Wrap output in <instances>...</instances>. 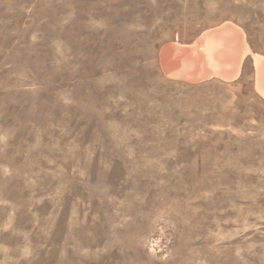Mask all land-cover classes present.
Masks as SVG:
<instances>
[{"label":"rangeland","instance_id":"1","mask_svg":"<svg viewBox=\"0 0 264 264\" xmlns=\"http://www.w3.org/2000/svg\"><path fill=\"white\" fill-rule=\"evenodd\" d=\"M252 53L264 0H0V264H264Z\"/></svg>","mask_w":264,"mask_h":264},{"label":"bare ground","instance_id":"2","mask_svg":"<svg viewBox=\"0 0 264 264\" xmlns=\"http://www.w3.org/2000/svg\"><path fill=\"white\" fill-rule=\"evenodd\" d=\"M226 26V25H225ZM230 28V27H229ZM228 28H224V26L222 27V30H219V31H217V32H212V33H206L205 35H204V38H203V43L205 44V46H207L206 44H208V49H210V50H213V54H215L216 55V57L218 58V59H223V60H225V61H229L230 63H234L235 64V66L233 67V69H231V70H226V69H224L225 71H223V73L222 72H216V75L217 74H221V75H223L224 77H231L232 75V73L233 72H235L236 71V68H237V66L239 67V65L238 64H240V59H242L244 56H245V54H248V53H250V51H249V49H245L246 47H244V39H242L243 37L240 35V34H238V35H235L234 36V46H235V48H236V50L238 51V54H237V56L236 57H232L231 55H229L227 52H226V50L224 49V47L222 46L223 45V43H219V42H217L216 40H218L216 37L217 36H219V34H225L223 37L224 38H227V39H230L231 37H232V35L231 34H234L235 33V29L234 30H227ZM231 29V28H230ZM230 36V37H229ZM217 43H219V44H221V46H222V48H219V45H215V43L216 42ZM232 45V44H231ZM187 46H190V45H187ZM194 46V44L191 46V47H193ZM199 46H201V45H199ZM203 48V47H202ZM248 48V47H247ZM179 49V48H178ZM182 49L183 48H181V50H176L175 51V49H173V47L171 48V46H164L163 48H162V51H161V57H162V61H163V63H164V65H165V72L167 71V73H168V75L169 76H182V77H185L187 80L188 79H190V80H197V79H200L201 78V75L200 76H198V74H201V73H206V69H204L205 67H200L201 65V63H202V66H203V62H199V60H200V58L197 60V63L199 62L200 64V66H198V68H199V70H198V68L196 67L195 68V66H197V64H196V60L195 59H193L192 58V56H191V58L192 59H190V57H189V55H191V52L190 53H185L184 51H182ZM186 49H189V48H186ZM191 49V48H190ZM204 50V49H203ZM205 53V52H204ZM193 55V54H192ZM195 55H199V54H195ZM202 55V54H201ZM206 55V54H205ZM173 56V57H172ZM189 58H188V57ZM198 57V56H197ZM210 57V56H209ZM214 55H213V60H214ZM252 57H253V59H254V61H255V65L257 66V68H258V70H259V72H258V78H259V81H261V80H263V82H264V56L263 55H261V54H258V53H252ZM172 58H175L176 60H173V61H177L176 63L174 62V64H177V68H179V71L182 69V71H184V69H185V73L187 72V73H189V75H186V74H184V75H182V74H178V73H175V72H177V70H173L172 69V71H170V69H171V66H170V61H172V60H170V59H172ZM194 58H196V56H194ZM206 59V58H205ZM210 59V58H209ZM211 59V60H212ZM218 59H215L216 61L218 60ZM210 60V61H211ZM212 60V61H213ZM183 61L185 62V63H183ZM205 61V60H204ZM209 61V60H208ZM209 61V64L212 62H210ZM213 62H215V61H213ZM218 62H221V60L220 61H218ZM206 63H207V66H209L208 65V62L206 61ZM205 64V63H204ZM170 66V69L168 70V67ZM185 66V67H184ZM206 66V65H205ZM206 66V67H207ZM182 67H184V69L182 68ZM217 67V66H216ZM173 68V67H172ZM211 68V67H210ZM164 69V68H163ZM211 69H213V68H211ZM206 70V71H205ZM210 70V69H209ZM218 70V69H217ZM211 71H214V70H210V73L209 72H207V73H209V74H206L205 76L206 77H208L209 75L211 76V75H214L213 73L214 72H211ZM219 71V70H218ZM181 72V71H180ZM166 73V74H167ZM182 73V72H181ZM225 73V74H224ZM220 75V76H221ZM235 76V75H234ZM179 77V78H180ZM181 77V78H182ZM185 78H183V79H185ZM262 82V81H261ZM262 82V83H263ZM259 89L261 90V92L264 94V87H262L261 85H259Z\"/></svg>","mask_w":264,"mask_h":264}]
</instances>
